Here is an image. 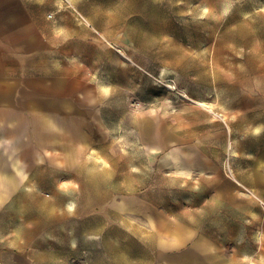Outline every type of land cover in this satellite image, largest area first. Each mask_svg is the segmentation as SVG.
Returning <instances> with one entry per match:
<instances>
[{
  "label": "rangeland",
  "instance_id": "1",
  "mask_svg": "<svg viewBox=\"0 0 264 264\" xmlns=\"http://www.w3.org/2000/svg\"><path fill=\"white\" fill-rule=\"evenodd\" d=\"M59 1L0 88V264H264V0Z\"/></svg>",
  "mask_w": 264,
  "mask_h": 264
},
{
  "label": "crops",
  "instance_id": "2",
  "mask_svg": "<svg viewBox=\"0 0 264 264\" xmlns=\"http://www.w3.org/2000/svg\"><path fill=\"white\" fill-rule=\"evenodd\" d=\"M50 6L44 0H0V88L26 67L47 63L53 48Z\"/></svg>",
  "mask_w": 264,
  "mask_h": 264
},
{
  "label": "bare ground",
  "instance_id": "3",
  "mask_svg": "<svg viewBox=\"0 0 264 264\" xmlns=\"http://www.w3.org/2000/svg\"><path fill=\"white\" fill-rule=\"evenodd\" d=\"M63 1H66L70 5H72L71 0H60L59 3L61 4ZM61 7V6H59ZM262 7V6H261ZM203 10L208 11L207 8L203 7L201 12H204ZM169 73L167 69H163L162 74ZM204 105L203 102H200L199 104ZM39 123H34V127H38ZM254 131H258V128L256 127ZM9 132V131H8ZM36 135H34V139L36 142H44V134L40 132H35ZM0 143L2 146V152L5 153V160L8 161L9 164H7V169L2 168L0 169V178H1V184L3 185L0 187V204L3 199V192L7 191V189H13L16 187V183H21L23 185L31 182V176L28 172V170L25 168V164L21 161V159L14 153L12 150V146L9 145L8 138L5 137V135L0 134ZM233 146H231L232 148ZM234 148V147H233ZM232 148V152H234V149ZM45 156H50V153L46 150L44 151ZM40 158V157H39ZM175 171L177 172H183L185 170V167L178 159L173 160ZM187 174V173H186ZM15 177V178H14ZM17 179V180H16ZM31 184V183H30ZM33 186V185H32ZM74 205L73 203L67 204V209L69 211L73 210ZM51 223L49 218H46L45 220H42V225L48 226ZM253 238L255 240H259L261 238V234L259 231L255 232L253 235Z\"/></svg>",
  "mask_w": 264,
  "mask_h": 264
}]
</instances>
